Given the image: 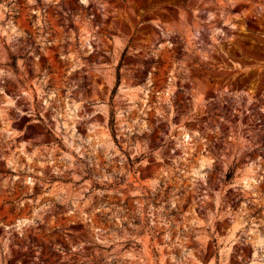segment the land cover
Returning <instances> with one entry per match:
<instances>
[{
    "label": "rangeland",
    "instance_id": "1",
    "mask_svg": "<svg viewBox=\"0 0 264 264\" xmlns=\"http://www.w3.org/2000/svg\"><path fill=\"white\" fill-rule=\"evenodd\" d=\"M0 264H264V0H0Z\"/></svg>",
    "mask_w": 264,
    "mask_h": 264
},
{
    "label": "bare ground",
    "instance_id": "2",
    "mask_svg": "<svg viewBox=\"0 0 264 264\" xmlns=\"http://www.w3.org/2000/svg\"><path fill=\"white\" fill-rule=\"evenodd\" d=\"M243 181H245V179H243Z\"/></svg>",
    "mask_w": 264,
    "mask_h": 264
}]
</instances>
